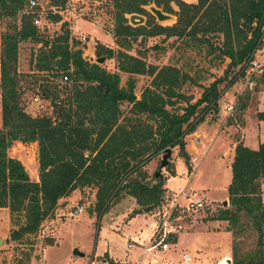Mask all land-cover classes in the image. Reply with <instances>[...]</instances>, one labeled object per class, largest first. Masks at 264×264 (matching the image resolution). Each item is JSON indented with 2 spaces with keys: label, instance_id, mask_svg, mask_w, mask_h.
<instances>
[{
  "label": "trees",
  "instance_id": "trees-1",
  "mask_svg": "<svg viewBox=\"0 0 264 264\" xmlns=\"http://www.w3.org/2000/svg\"><path fill=\"white\" fill-rule=\"evenodd\" d=\"M30 2L0 0V20L15 18L20 12L24 15L20 27L14 26L2 35L0 58V209L9 208L14 221L16 217L25 220L14 238L38 234L61 202L75 191L90 187L97 188L95 211L101 215L123 197H133L153 211L163 201L162 185L168 179L161 177L155 185L147 183L145 167L168 149L178 147L185 152V138L204 122L202 113L211 107L219 110L222 94L219 82H215L192 103L177 92L186 83L187 73L182 74L175 66L158 69L127 50L140 38L142 44L152 37L176 38L190 47L206 46L209 55L219 54L224 61L229 59V68L246 78L245 64L262 46L264 0H198L197 4L182 0H112L114 37L125 50L116 53L100 46L98 56L115 58L116 73L108 72L97 60H86L81 49L71 47L69 29L56 41L49 40L47 46L34 25L35 15L26 13ZM153 4L175 14L177 23L168 27L130 24L128 16L149 15L143 7ZM53 18L61 21L60 16ZM28 41L42 46L36 58L38 71L52 72L63 84L50 83L39 93L43 101L55 107L54 117L45 113L33 116L23 109L25 93L17 66L20 45ZM153 49L162 47L157 44ZM121 74L129 76L124 86ZM138 76L153 77L140 99L136 94ZM176 97L187 101V106L176 107ZM257 116L264 122V111ZM15 143L39 145V181H32L24 164L9 155ZM262 180L264 141L257 150L238 143L228 187L230 205L220 209L214 220L228 222L237 235L242 219H247L258 241L253 250L243 254L236 246L233 264H264ZM171 242L177 244L178 237Z\"/></svg>",
  "mask_w": 264,
  "mask_h": 264
},
{
  "label": "rangeland",
  "instance_id": "rangeland-1",
  "mask_svg": "<svg viewBox=\"0 0 264 264\" xmlns=\"http://www.w3.org/2000/svg\"><path fill=\"white\" fill-rule=\"evenodd\" d=\"M182 1L189 4L198 3V0ZM44 2H50L47 6L50 12L38 9L36 14H33L40 20L37 27L44 39L56 41L69 29L70 46L81 49L84 57L89 56L93 62L100 58V46L111 48L116 53L125 50L116 43L114 37L115 9L112 0H40V3ZM152 6L155 5L143 7L149 14L141 15L145 18L143 25L159 24L168 27L177 23V16L166 12L171 18L159 21L150 10ZM172 6L175 12L179 11L175 3ZM56 16L61 17L60 22L54 20L53 17ZM23 17V12H20L15 18L0 20V58L2 35L14 26L20 27ZM130 17L128 16L129 20ZM130 24L135 26L131 21ZM82 37H86V40L82 41ZM140 41L141 38L137 43H133L127 52L143 58L158 69L175 66L182 74L187 73L189 76L185 77L186 83L177 92L191 99L192 103L201 99L204 90L215 82H219L222 94L218 103L219 116L215 113V107L201 114L205 119L203 126L208 128L207 133L201 135V142L192 141L182 153L178 147L175 148L170 158L172 164L162 170L161 177L172 180V192H168L165 180L162 185L165 190L162 194L163 201L153 211L146 212L149 208L142 207L133 197H123L101 215L95 211L97 188L77 190L68 201L61 202L55 211L56 214L44 222L38 234L24 235L19 239L14 238V233L25 223L24 218L16 217L17 221H14L9 208L0 209V240L3 241L0 245V264H101L102 257L111 262L106 254L108 251L111 252L110 258L114 257L115 260L125 259L127 252L130 259L135 249L140 247L135 244L133 249L128 250L131 238L135 237L140 241V232L150 233V223L157 220L155 213L170 207L174 196L177 197L183 192L185 195L180 198L181 204L179 203L180 206L172 218L173 224L182 226L176 236L178 243L171 244L169 250L158 254L161 258L159 264L164 262L162 257L169 260V257L174 255L176 258L172 261H178L185 253L190 255V264H233L236 246L242 254L256 247L258 235L249 220L242 219V229L234 235L228 222L214 220V215L224 207L225 201L230 205L228 187L232 182L234 146L243 137L250 148L258 149L264 140V122L257 116L263 111L261 105H264V72L255 78V87L251 89L248 88L245 76L237 75L236 69L229 68V59L224 61L219 58V54L209 55L206 46L190 47L186 41L165 39L164 36L149 38L143 44ZM157 44L162 47L161 50L153 49ZM20 47L17 67L25 93L22 99L23 109L33 116L45 113L54 117L55 107L50 102L43 101L39 93L50 83L60 86L63 84L52 72L38 71L36 58L42 47L40 44L28 41ZM102 57L105 61L101 65L108 72H119L115 58ZM261 62L264 63V59ZM121 76V86H124L129 76ZM135 78L136 94L140 99L144 89L152 84L153 77ZM232 81L234 84L229 86ZM238 97L241 101L234 114L228 118L225 113L226 106ZM177 99L178 97L173 99L178 103L176 107L187 106V101ZM9 155L24 164L32 181L40 180L37 143H15ZM195 158L199 161L198 167L193 164ZM161 160L162 155L145 167L148 174L147 183L155 185L161 178L157 179L155 175L160 169ZM192 170L195 173L191 175ZM172 172L174 173L171 174ZM184 174L185 176H182ZM261 183L264 202V180ZM193 194L204 199L206 206L199 211L190 212L185 204L188 202L187 197ZM79 207H84L85 211L81 215H75L74 212ZM208 232L209 235L206 234ZM123 238H127L128 242H123ZM75 251L84 256L75 255ZM153 258V254L148 253L140 264H154ZM137 261L138 259L131 260L130 264H136Z\"/></svg>",
  "mask_w": 264,
  "mask_h": 264
},
{
  "label": "built area",
  "instance_id": "built-area-1",
  "mask_svg": "<svg viewBox=\"0 0 264 264\" xmlns=\"http://www.w3.org/2000/svg\"><path fill=\"white\" fill-rule=\"evenodd\" d=\"M49 3H40V0H31L26 13L33 15L34 13L36 14V10L42 9L46 10V6H48ZM50 5V4H49ZM29 9V10H28ZM55 10V9H54ZM40 24V20L35 16L34 17V25L38 26ZM82 41L86 40V37H82ZM261 43L262 46L260 49H258L246 62L245 68H246V83L248 85V88L253 89L255 87V78L258 75H261L264 72V63L261 62L262 59H264V27L262 28V37H261ZM65 81H68V78H64ZM37 101L38 98H35ZM239 97L233 102L230 103L226 106V116L229 118L231 117L235 110L236 107L239 103ZM199 161L197 158L193 160V164H197ZM198 167V164L196 165ZM194 170L190 172L192 175ZM185 195V192H183L181 195L175 197V199L172 200V205L170 207H165L163 210H159L158 212L155 213L154 217L157 218L156 224H155V230L153 231V234L151 238L149 239V246L145 248V251L141 255V257L138 258V261L136 264H140L142 260L145 258V256L148 253H152L154 258L153 261H158L159 257L158 254L167 251L170 249V245L172 244V239L177 236L178 233H180L182 226L173 224L172 223V218L173 215L177 209L178 206H180V198ZM188 202L185 204L186 208L190 212H195L203 209L206 204L204 199H201L200 197H197L196 194L191 195L190 197H187ZM180 203V204H179ZM183 205V204H182ZM85 211L84 207H79L75 210V215L83 214ZM131 243L128 245L129 248H133L135 244L140 245V241H138L135 238H131ZM101 259V264H115L112 261L108 262L106 258L102 257ZM109 260V259H108ZM191 260L190 255L185 254L183 255V261L182 264H187ZM163 264H174L171 262H164Z\"/></svg>",
  "mask_w": 264,
  "mask_h": 264
},
{
  "label": "crops",
  "instance_id": "crops-1",
  "mask_svg": "<svg viewBox=\"0 0 264 264\" xmlns=\"http://www.w3.org/2000/svg\"><path fill=\"white\" fill-rule=\"evenodd\" d=\"M239 100L241 101V99H240V97H239ZM239 101V102H240ZM261 107H262V110L264 111V105L262 106L261 105ZM219 112H217L216 111V115L217 116H219V113H220V110H218ZM207 129L208 128H205L204 126H203V123L197 128V130L193 133V134H190V135H188L186 138H185V142H186V139L188 138V143L186 144V147L188 146V145H190L191 144V142L193 141V142H201V135H205L206 133H207ZM218 136V135H217ZM246 141V138H243L242 137V139L240 140V142L239 143H243L244 144V146H246V147H249L248 146V144L245 142ZM264 141V140H263ZM262 141V142H263ZM236 143H234V145H235ZM261 144V143H260ZM236 146L237 145H235L234 146V151H235V149H236ZM250 148V147H249ZM252 149V148H251ZM254 150H257V149H254ZM174 155L175 154H173V158H174ZM234 156H235V154H234ZM233 159H234V157H233ZM182 176H185V174L184 175H182ZM191 176V175H190ZM192 177V176H191ZM166 188H167V190H168V192H172V180L170 179V178H168V180H167V185H166ZM67 201H68V199H67ZM81 215V214H80ZM54 215H52V217H53ZM155 220H154V222H152V223H150V225H151V229H150V233H146V232H140V238L139 239H142V240H140V244L142 245V246H140V247H138V248H136L135 249V252H133V254H131L133 257H131L130 259L128 258V252L126 253L127 254V256H126V258L125 259H123V260H115L114 259V257L113 258H110L111 256H110V251H108L106 254H107V256H109V259L113 262V263H115V264H130V261L131 260H137L139 257H141V255L143 254V252L145 251V248L147 247V244H149V239L151 238V236H152V234H153V230H154V228H155ZM207 235H209L210 233L208 232V233H206ZM133 238H135V237H133ZM195 238H197V237H195ZM122 240H124L123 242H128V239L127 238H123ZM179 240H180V237H179ZM128 247V246H127ZM131 249H133V248H129L128 247V250H131ZM186 254V253H185ZM184 255V254H183ZM162 258H164L163 259V261L164 262H171V263H174V264H182V261H183V256L182 257H180L179 258V260L178 261H172V259H174V258H176L174 255H171L169 258H171V259H167L166 257H162ZM160 260H161V258H159V260L156 262V261H153V263L154 264H159L160 263ZM201 260V259H200ZM163 262V263H164ZM192 262V261H191ZM201 262V261H200ZM190 264V263H189ZM198 264H200V263H198ZM220 264V263H219Z\"/></svg>",
  "mask_w": 264,
  "mask_h": 264
},
{
  "label": "water",
  "instance_id": "water-1",
  "mask_svg": "<svg viewBox=\"0 0 264 264\" xmlns=\"http://www.w3.org/2000/svg\"><path fill=\"white\" fill-rule=\"evenodd\" d=\"M150 10L151 12L157 17V19L159 21H164V20H168L171 18V15L169 14H166L164 11H162L160 8L156 7V6H152L150 7ZM130 21L132 24H134L135 26H140V25H143L144 22H145V18L141 15H138V14H134L130 17ZM43 42L49 46L50 42L46 39H43ZM86 60H90V57L87 56L85 57ZM105 61L104 58H99L97 59V63L98 64H103ZM219 112V111H217ZM172 157V150L168 149L164 154H163V157H162V161H161V165H160V169L159 171L156 173V178L158 179L159 177L162 176V170L163 169H166L169 165V162H170V158ZM224 207H227L228 206V202H224L223 203ZM147 211L146 212H149L150 209H146ZM3 244V241L0 240V245ZM75 255H78V256H84L83 254H81L79 251H75Z\"/></svg>",
  "mask_w": 264,
  "mask_h": 264
}]
</instances>
